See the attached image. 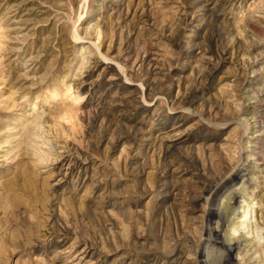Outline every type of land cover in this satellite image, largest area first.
Returning a JSON list of instances; mask_svg holds the SVG:
<instances>
[{"label":"rangeland","instance_id":"374dc122","mask_svg":"<svg viewBox=\"0 0 264 264\" xmlns=\"http://www.w3.org/2000/svg\"><path fill=\"white\" fill-rule=\"evenodd\" d=\"M229 263L264 264V0H0V264Z\"/></svg>","mask_w":264,"mask_h":264},{"label":"bare ground","instance_id":"6f19581e","mask_svg":"<svg viewBox=\"0 0 264 264\" xmlns=\"http://www.w3.org/2000/svg\"><path fill=\"white\" fill-rule=\"evenodd\" d=\"M220 184L221 183H219V184L218 183L217 184L212 183L205 189L206 195L203 199L205 202L208 203L209 214L213 213L215 206L218 204V200L217 201L214 200V192L213 191H214V189L219 188ZM234 197H235L234 195H231L229 197L230 202L233 201V204L238 203ZM230 202L227 200L221 201L220 209H222V211L218 217L217 225H216L217 227L224 226V229H226L227 232L230 231V229H232L234 227H238V226L242 225V223H243L242 219L236 220V219L231 218V217H227V218L224 217L225 214H223V213H225L226 209L229 207V205H231ZM207 229L210 233V236L208 238H206V241L208 242V244H212V245L216 244L217 246L224 248L225 252H228L233 247L239 248L243 244L244 240H241L238 238L231 240L228 243H225L224 241H221L217 235H215V236L212 235V228L211 227L208 226Z\"/></svg>","mask_w":264,"mask_h":264}]
</instances>
